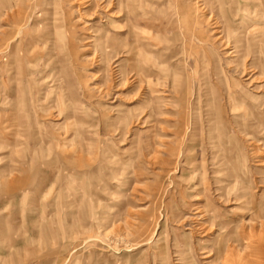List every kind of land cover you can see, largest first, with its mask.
I'll return each mask as SVG.
<instances>
[{
	"label": "rangeland",
	"instance_id": "374dc122",
	"mask_svg": "<svg viewBox=\"0 0 264 264\" xmlns=\"http://www.w3.org/2000/svg\"><path fill=\"white\" fill-rule=\"evenodd\" d=\"M0 2V264H264V0Z\"/></svg>",
	"mask_w": 264,
	"mask_h": 264
},
{
	"label": "bare ground",
	"instance_id": "6f19581e",
	"mask_svg": "<svg viewBox=\"0 0 264 264\" xmlns=\"http://www.w3.org/2000/svg\"><path fill=\"white\" fill-rule=\"evenodd\" d=\"M118 1H120V4L119 5H117L116 4V6H118V9H119V11H127L128 9H127V7L128 6H130V5H133L134 4V0H118ZM7 2V1H6ZM1 3V2H0ZM109 3H112V2H109ZM131 3H133V4H131ZM2 4V3H1ZM8 4V3H7ZM135 6V5H134ZM8 7V6H7ZM126 7V8H125ZM11 8H13V7H11ZM5 9V8H4ZM1 11H2V8L0 7V17H1V15H2V13H1ZM4 11H6V9L4 10ZM8 11H9V9H8ZM127 14H128V16H130V11L128 10L127 11ZM18 15V14H17ZM129 19H127V22L129 23V21H128ZM131 25V24H130ZM47 26V25H46ZM53 26V25H52ZM21 33H23V31H22V29H20V30H18V35H20ZM50 35H53V33L52 34H50ZM222 37V36H221ZM220 37V38H221ZM63 41V40H62ZM61 42V41H60ZM50 43H51V41H50ZM53 43H51V45H52ZM30 46V45H29ZM44 46H45V42H44ZM120 46V45H119ZM45 47H47V46H45ZM122 47V46H121ZM123 47H126V45H124ZM128 47V46H127ZM31 48V47H30ZM130 48V47H129ZM140 73V72H139Z\"/></svg>",
	"mask_w": 264,
	"mask_h": 264
}]
</instances>
